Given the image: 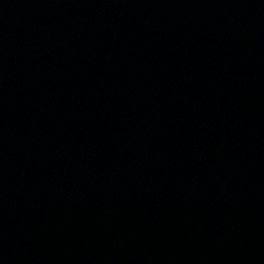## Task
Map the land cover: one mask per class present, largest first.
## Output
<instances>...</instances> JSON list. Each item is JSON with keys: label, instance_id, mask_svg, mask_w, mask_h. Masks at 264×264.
Segmentation results:
<instances>
[{"label": "water", "instance_id": "1", "mask_svg": "<svg viewBox=\"0 0 264 264\" xmlns=\"http://www.w3.org/2000/svg\"><path fill=\"white\" fill-rule=\"evenodd\" d=\"M0 264H264V0H0Z\"/></svg>", "mask_w": 264, "mask_h": 264}]
</instances>
